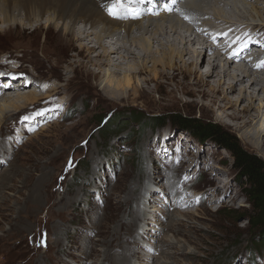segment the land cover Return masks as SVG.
Wrapping results in <instances>:
<instances>
[{"label": "rangeland", "instance_id": "1", "mask_svg": "<svg viewBox=\"0 0 264 264\" xmlns=\"http://www.w3.org/2000/svg\"><path fill=\"white\" fill-rule=\"evenodd\" d=\"M96 1L104 7L102 0ZM141 3L143 0H112L110 6L117 8L119 18L109 17L119 20L124 15L131 19L127 9H137ZM215 3L225 8L229 18L260 28L258 33L248 30L257 37L250 36L252 45L260 47L254 51L251 47L246 55L242 54L241 65L248 68V57L253 63L264 59V0H239L234 12L229 0L228 4L219 0ZM215 3L207 0L209 6ZM207 5L202 6L212 11ZM180 6L182 9V1L175 8L179 10ZM200 15L193 24L210 21L211 26H219L215 16ZM172 16L179 17L178 13ZM181 20L188 28L186 19ZM67 26L66 21L46 14L30 20L17 13L14 19L4 20L0 14V78L9 83L12 80L11 84L26 83L20 89L11 87L10 95L31 88L43 96L51 87L58 89L52 97L41 96L38 104L29 106L31 109L24 107L4 118L0 116V138L4 142L0 175L15 178L14 186L4 190L2 196L8 199V207L0 210V264H103L105 252L111 248L108 241L113 227L119 225L121 229L116 241L126 244L121 239L124 227L131 222L132 211L139 209L144 215L137 227L143 234L130 239L134 250L130 264H140V255L147 264H264V226L253 229L248 222L251 205L243 191L247 184L236 175L230 152L213 142L198 141L167 119L182 113L217 123L233 133L245 150L264 160V67L254 69L257 84L247 81L228 94L238 110L252 106L256 117L252 129L217 110L202 108L201 102L210 106L207 99L196 102L178 91L175 96L168 95L154 83L143 82L142 76L136 84L143 90L131 91L125 98H89L86 93L101 92L108 83L115 87L114 80L116 83L121 74L104 67L103 76H90L88 71L96 68L87 60L94 52L89 53L88 46L76 55L79 46L76 43L74 49L68 47L74 40L65 33ZM224 34L215 38V45L222 44ZM203 38L207 39L204 34L199 37ZM193 48L199 52V46ZM65 52L76 55L75 65L71 63L73 56H63ZM214 54L197 58L204 72L211 68L207 61H212L210 55ZM184 58L187 60V56ZM142 62L150 68L148 61ZM187 66L191 70L189 80L198 77L216 84L208 72L202 76L194 72L195 64ZM57 67L65 70V77H60ZM134 109L146 119L165 117V121L161 125L140 124L138 128L129 118ZM44 110L46 115L41 117L40 111ZM171 175L179 179L172 194L175 198L192 194L190 205L180 207L170 202L172 194L165 187L171 186ZM39 180L41 186L36 185ZM34 192L36 196H29ZM128 194L132 202L127 201ZM124 212H129L128 217L123 218ZM171 220L178 224L170 230ZM261 239L262 246L258 244ZM92 247L94 253L89 252Z\"/></svg>", "mask_w": 264, "mask_h": 264}, {"label": "bare ground", "instance_id": "2", "mask_svg": "<svg viewBox=\"0 0 264 264\" xmlns=\"http://www.w3.org/2000/svg\"><path fill=\"white\" fill-rule=\"evenodd\" d=\"M102 1L104 5L103 8L96 0H0V14L4 20L14 19L17 13L23 14L27 20H30L32 17H42L46 14L53 18L66 21L68 26L65 33L71 34L75 42L70 41L68 47L74 49L77 43L79 51L76 55H80L83 48L88 46V51L90 50L89 53L94 52L93 56H88L87 60L89 65L96 68V70L88 71L90 76L94 78L103 76L105 74L104 67L112 69L113 74H121V77L116 78V83L114 80L115 87L108 85L110 84L108 83L101 88V92H88L85 94V97L90 98V96H95L97 99L108 100L125 98L131 91L136 92L137 90L139 91V89L143 90V88H139L136 84V80L142 76L143 82L146 84L154 83L155 88L167 92L166 94L168 95L173 94V96H175V92L178 91L182 94L192 96L195 98L194 100H196V102L207 99L210 106L207 107L208 104L201 102L202 108L210 112H215L217 110L224 117H228L231 120H238L242 127L249 126L250 129L255 127L254 120L256 117L253 116L251 112L252 106L249 105L248 107L242 108V110H238L228 94L247 81L250 82V85L257 84L259 81L254 69L256 67H264V59H260L258 62L253 63L251 57H248L250 62L245 63V65H248L247 68L241 65L244 59H241V55L247 54L251 47L253 51L257 46L258 48L260 47L259 45H252V40L255 35H251V30L250 32L248 31L251 28L258 33L260 32V28L253 26L255 24L248 25L247 22L243 24L242 20L232 18V16L229 18L228 12L224 10L225 8L223 9V6L221 7L219 5L218 7L217 3H215L218 0H213L215 4L210 6L207 5V0H176L175 4L172 3V0H157L156 3L150 2V0L149 2L143 0V3L137 6V9L142 12L138 19H127L126 16L122 14L123 18L119 20L109 17L107 7L111 5L112 0ZM180 1H182L183 6L182 9L180 6L179 10H181L179 11L175 8V5ZM190 1H192L191 3L193 5L191 3H189L191 5L188 4ZM220 1L228 4V0H219V2ZM229 1H231L232 12H234L235 9H238L236 6L239 0ZM148 3L150 5H148ZM203 3L207 5L208 8H211L212 11L209 12L205 10V6H202ZM143 4L145 5L143 6ZM165 5L171 8L172 11H166ZM255 8V6H252V9ZM228 10L229 9H227V11ZM177 13L179 15L178 19L172 16L174 14L177 15ZM200 14L203 16L207 14L215 16L219 26H211L209 24L210 21L193 24L194 22L192 21H196ZM185 16L188 17V19L184 20L188 22V28L181 23L183 22L181 19L185 18ZM190 23L192 24L190 25ZM207 28L213 30L212 34L214 36L210 34L211 30H205ZM218 28H220V30L215 31V29ZM187 29H189L190 33ZM186 31L188 33H185ZM246 31H248V34ZM223 32H225L226 35L224 34L225 39L222 44H220V46L215 45V38ZM199 34L201 36L204 34L207 39L203 38L200 40L199 37L201 36H199ZM256 38L257 37H255V39ZM245 43H247V47H243ZM195 45L199 46V52L197 49L193 48ZM153 46L155 49H152ZM216 47L218 49L215 51ZM136 48H138V51H136ZM213 52L216 54L213 56L210 55L212 61H209L210 63L207 61V66L211 65V68L204 72L201 60L198 61L197 58L199 59L205 54L209 56V53ZM69 55L73 56L71 57V63L75 65L77 60L74 57H76V55L67 54L65 52L63 56L69 59ZM185 56H187L186 59L189 61L185 60ZM141 60L148 61V63L151 64L150 68H147L144 62L139 63ZM189 63L195 64L194 72L198 71L202 76L208 72V76H212L216 84L213 85L209 80H201L198 77L196 80H189L188 78L191 74V70L187 68ZM73 68V70H75L76 67ZM58 71L60 77H65V70L62 72V70L58 68ZM10 82L12 83V80ZM18 82L19 81H16L11 84L7 79L0 80V101L2 102V104L0 103V116L3 118L7 114L19 112V110L24 107L31 109L29 106L35 105L38 102L37 100L42 96L41 94H36L31 88L27 92H19L10 95L11 87L18 89L19 87H24L26 84L24 81ZM15 84L16 86H13ZM57 91V88L51 87L47 94H43L42 98L52 97L57 94ZM228 110H230V112ZM40 113L41 117L46 115L45 110L40 111ZM50 126L51 125L48 127ZM247 133L249 134V132ZM3 148L4 142L0 138V151H3ZM181 166H184V163H181ZM10 169H12L11 165L9 166V170ZM175 177L176 176L172 175L168 177V182L171 186L165 187V191L169 194H172L174 186L179 182V179H176L178 177ZM14 179L15 178L10 175H0V210H5L6 207H8L6 204L8 199L5 196L2 198V196L6 190L14 186L12 185ZM211 180L215 182L214 178ZM41 183L42 180H39L36 185L40 184L41 186ZM130 188H132L133 192L135 186ZM35 192L34 195L29 196H36L37 194ZM175 192H177V190H175ZM191 195H181L178 197L176 195L175 198L174 194H172L170 202L172 205L174 203L178 204V206L180 204V207H185L186 205H190ZM130 199L131 196L128 194L127 201ZM130 202H132V200H130ZM128 213L129 212L126 214V212H124L123 218L128 217ZM183 213H188V211H184ZM143 215L144 212H142L141 209L132 211L131 222L124 227V238L121 237L126 244L122 245L119 244V241H116L118 239L117 235H119L121 229L119 230V225L113 227L111 239L108 241L111 248L106 250V257L103 258V264H130V258L134 254L132 240L130 239H132V237L135 239L143 234L142 230H139V227H137V224L143 219ZM172 217L173 216H171V219ZM119 223L120 221H117V224ZM173 224H178V222L175 223L171 220L167 229L171 230ZM120 227H122V225H120ZM113 242H115L114 244L116 247L112 246ZM117 248H120L119 252H115ZM93 249L94 247L90 248L89 252L94 253ZM183 254L188 255V252L184 251ZM138 261L140 264H147V259L143 255L138 257Z\"/></svg>", "mask_w": 264, "mask_h": 264}, {"label": "trees", "instance_id": "3", "mask_svg": "<svg viewBox=\"0 0 264 264\" xmlns=\"http://www.w3.org/2000/svg\"><path fill=\"white\" fill-rule=\"evenodd\" d=\"M130 114V121H134L136 123L135 126L138 128L140 124L161 125L165 121V117L146 119L142 113L140 114L135 109L131 110ZM167 119L180 126L182 130L188 132L198 141L204 142L207 140L213 142L230 152L233 157V167L236 170V175L241 182L245 180L247 184L243 191L251 205L248 222L251 223L253 229L264 226V160L245 150L233 133L225 130L217 123L182 113L171 114ZM261 238H264V235ZM258 244L262 246L263 239Z\"/></svg>", "mask_w": 264, "mask_h": 264}, {"label": "snow or ice", "instance_id": "4", "mask_svg": "<svg viewBox=\"0 0 264 264\" xmlns=\"http://www.w3.org/2000/svg\"><path fill=\"white\" fill-rule=\"evenodd\" d=\"M134 2L138 3L139 0H134ZM145 2H149V0H145ZM150 2L156 3L157 0H150ZM172 3L175 4L176 0H172ZM120 7H123V5L121 4ZM165 10L166 11H172V9L167 7V5H165ZM107 11H108V14L110 16H112L113 18H119V12H118V10H117V8L115 6L108 7ZM127 11H128L129 18H131V19H138L140 17V15L142 14L141 10L136 9V8H131L130 7V8L127 9ZM153 14H156V13H153ZM185 19H188V17L185 16ZM243 47H247V43H245L243 45ZM24 119L27 120V119H29V117L25 116ZM68 167L69 168L72 167L71 161H69Z\"/></svg>", "mask_w": 264, "mask_h": 264}]
</instances>
